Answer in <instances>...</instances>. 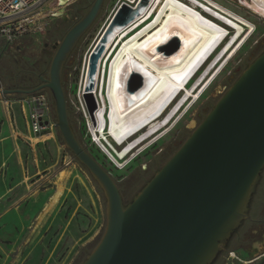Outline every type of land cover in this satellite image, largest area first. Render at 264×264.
I'll return each mask as SVG.
<instances>
[{
    "label": "rangeland",
    "instance_id": "obj_1",
    "mask_svg": "<svg viewBox=\"0 0 264 264\" xmlns=\"http://www.w3.org/2000/svg\"><path fill=\"white\" fill-rule=\"evenodd\" d=\"M123 1H104L96 21L69 57L62 78L68 114L78 141L110 173L122 201L128 203L180 148L244 69L264 51V18L239 0H214L251 20L255 32L177 124L120 168L88 134L89 116L85 108L78 106L77 91L94 50L86 56L90 46ZM82 7L80 0H70L53 13L46 12L48 7H44L45 17L15 31L10 39L0 35V90L15 87L7 80L9 73L33 70L47 73L54 54L53 43L61 40L75 18L85 13ZM16 87L23 84L18 81ZM33 115L40 124L36 131ZM41 135L46 138H40ZM259 182L264 183V168ZM58 186L61 189L58 201L38 222L39 213ZM105 226L104 195L61 139L48 89L31 94L0 92V264H81L100 241ZM239 235L241 240L233 238L217 264H264V257L252 262L264 251V227L245 224Z\"/></svg>",
    "mask_w": 264,
    "mask_h": 264
},
{
    "label": "water",
    "instance_id": "obj_2",
    "mask_svg": "<svg viewBox=\"0 0 264 264\" xmlns=\"http://www.w3.org/2000/svg\"><path fill=\"white\" fill-rule=\"evenodd\" d=\"M103 3L94 0L57 43L44 85L50 93L61 139L106 200L103 235L81 264H211L248 217L247 205L264 168V51L140 192L124 203L110 173L78 141L61 78L64 62ZM139 12L135 9L133 15L139 16ZM112 18L88 51L96 46L99 52L103 50ZM126 22H121L123 29L131 24ZM177 43L172 40L157 49L170 54ZM94 69L93 64L91 72ZM124 80L132 92L142 85L136 73H126ZM92 85L93 79L89 81V87ZM36 90L15 91L31 94ZM83 96L89 118L98 128V101L91 93Z\"/></svg>",
    "mask_w": 264,
    "mask_h": 264
},
{
    "label": "bare ground",
    "instance_id": "obj_3",
    "mask_svg": "<svg viewBox=\"0 0 264 264\" xmlns=\"http://www.w3.org/2000/svg\"><path fill=\"white\" fill-rule=\"evenodd\" d=\"M68 1L50 2L46 12L61 10ZM239 2L264 18V0ZM135 9L139 16L133 15ZM124 20L131 24L123 29ZM255 30L251 20L214 0L123 1L106 30L103 50L96 46L87 64L84 87L93 79L98 101V128L87 119L93 142L122 168L177 124ZM172 40L178 42L172 53L157 49ZM126 73L141 77L135 92L126 88ZM60 194L58 186L38 222Z\"/></svg>",
    "mask_w": 264,
    "mask_h": 264
},
{
    "label": "flooded vegetation",
    "instance_id": "obj_4",
    "mask_svg": "<svg viewBox=\"0 0 264 264\" xmlns=\"http://www.w3.org/2000/svg\"><path fill=\"white\" fill-rule=\"evenodd\" d=\"M94 0H80V2H83V9H86L84 12L86 13L87 10L90 8L92 2ZM105 1V0H104ZM104 6V3L102 5V8ZM101 8V10H102ZM100 10V12H101ZM99 12V13H100ZM84 13V14H85ZM83 14V15H84ZM82 15V16H83ZM99 15V14H98ZM97 15V16H98ZM82 16L75 18L76 20L71 24V26L73 24H75ZM97 17L95 18V20L93 21V23L96 21ZM92 23V24H93ZM106 23V22H105ZM91 24V25H92ZM70 26V27H71ZM69 27V28H70ZM68 28V29H69ZM89 29V28H88ZM88 29L82 34V36L79 38L78 41L81 40V38L86 34V32L88 31ZM97 37V36H96ZM61 40H57L53 43L52 45V49H54V52L57 48V43H59ZM74 45V47L72 48L70 54L68 55L66 61L63 64L62 67V72H61V78L63 77V71L67 68V61L69 59V57L71 56V54L75 51L78 42ZM94 48V47H92ZM93 50V49H92ZM91 50V51H92ZM91 51H88L86 56L89 55L91 53ZM86 59V57H85ZM85 63V60H84ZM47 75H48V71L45 75L40 74L39 72L36 71H30V73H19L18 71L14 72V73H9L7 75V80H9L15 87H11V88H7L4 90H8V91H12L9 93H3V94H26L24 92H17L15 90H19V91H30L32 89H37L36 92H38L39 90H43V89H47L44 85H45V80L47 79ZM20 81L23 84V87H16V82ZM84 79L81 78L80 80V84L78 86V91H77V97H78V106H81V108L86 111V105H85V100H84V94L85 93H91L94 95V82L92 87H89V82L88 84L84 87ZM62 83H63V78H62ZM29 85V86H27ZM15 91V92H13ZM49 91V90H48ZM35 93V92H34ZM50 94V93H49ZM87 113V111H86ZM88 114V113H87ZM89 116V115H88ZM92 122V121H91ZM92 126L94 127L93 123ZM88 127V125H87ZM74 129V128H73ZM75 130V129H74ZM88 134L91 137V133L89 131V128L87 129ZM261 185H262V189H261ZM247 214L248 217L243 219L242 222L240 223V225L236 228V230L234 231V233L231 235V237L229 238V240L227 241V245L225 248H223L217 255V257L215 258V260L211 263V264H217L218 262V258L220 256V254L223 252V250H226V248L230 245L229 243L231 242V240L233 238L236 237L237 239L241 240V235H239V230L245 225V224H259L261 226L264 227V183L261 184V182L258 181V183L255 186V189L250 197V200L248 202L247 205ZM240 247H243V243L239 244Z\"/></svg>",
    "mask_w": 264,
    "mask_h": 264
},
{
    "label": "built area",
    "instance_id": "obj_5",
    "mask_svg": "<svg viewBox=\"0 0 264 264\" xmlns=\"http://www.w3.org/2000/svg\"><path fill=\"white\" fill-rule=\"evenodd\" d=\"M53 1L55 0H0V35L10 39L15 31L25 29L29 23L34 24L36 16L43 14V8ZM32 125L35 131L40 126L35 115L32 116Z\"/></svg>",
    "mask_w": 264,
    "mask_h": 264
},
{
    "label": "crops",
    "instance_id": "obj_6",
    "mask_svg": "<svg viewBox=\"0 0 264 264\" xmlns=\"http://www.w3.org/2000/svg\"><path fill=\"white\" fill-rule=\"evenodd\" d=\"M54 194V193H53ZM50 198H51V196H50ZM50 198H49V200H50ZM48 200V201H49ZM45 206V205H44ZM43 210V209H42ZM41 213V212H40ZM39 213V214H40ZM39 216V215H38ZM38 218V217H37ZM37 221H38V219H37ZM262 257H264V251L263 252H261V253H259V254H257L253 259H252V262H256V261H261V259H262ZM250 259V258H249ZM250 261V260H249ZM250 263V262H249Z\"/></svg>",
    "mask_w": 264,
    "mask_h": 264
}]
</instances>
